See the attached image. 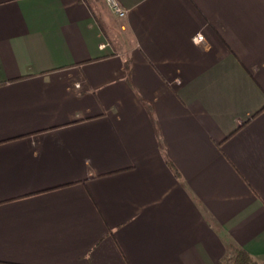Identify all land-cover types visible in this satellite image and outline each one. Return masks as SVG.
Wrapping results in <instances>:
<instances>
[{
    "label": "crops",
    "instance_id": "0c3cea01",
    "mask_svg": "<svg viewBox=\"0 0 264 264\" xmlns=\"http://www.w3.org/2000/svg\"><path fill=\"white\" fill-rule=\"evenodd\" d=\"M117 1L0 0V264H264V0Z\"/></svg>",
    "mask_w": 264,
    "mask_h": 264
},
{
    "label": "built area",
    "instance_id": "2783aa9c",
    "mask_svg": "<svg viewBox=\"0 0 264 264\" xmlns=\"http://www.w3.org/2000/svg\"><path fill=\"white\" fill-rule=\"evenodd\" d=\"M105 4L109 8L110 12L117 18H124L127 14V10L122 8L117 0H104ZM192 41L194 44L200 45L204 43V38L201 34H196Z\"/></svg>",
    "mask_w": 264,
    "mask_h": 264
},
{
    "label": "trees",
    "instance_id": "16d2710c",
    "mask_svg": "<svg viewBox=\"0 0 264 264\" xmlns=\"http://www.w3.org/2000/svg\"><path fill=\"white\" fill-rule=\"evenodd\" d=\"M223 264H257L244 250L239 248L233 249L230 258H225Z\"/></svg>",
    "mask_w": 264,
    "mask_h": 264
},
{
    "label": "rangeland",
    "instance_id": "374dc122",
    "mask_svg": "<svg viewBox=\"0 0 264 264\" xmlns=\"http://www.w3.org/2000/svg\"><path fill=\"white\" fill-rule=\"evenodd\" d=\"M106 6H107V5H106ZM108 10H109V8H108ZM109 11H110V10H109ZM110 13H111V12H110ZM111 14H112V13H111ZM112 15H113V14H112ZM126 15H127V14H126ZM113 16H114V15H113ZM125 17H126V16H125ZM125 17H124V18H125ZM124 18H120V19H124Z\"/></svg>",
    "mask_w": 264,
    "mask_h": 264
}]
</instances>
